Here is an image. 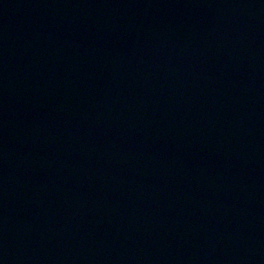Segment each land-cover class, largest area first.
<instances>
[{
  "label": "water",
  "instance_id": "95a60500",
  "mask_svg": "<svg viewBox=\"0 0 264 264\" xmlns=\"http://www.w3.org/2000/svg\"><path fill=\"white\" fill-rule=\"evenodd\" d=\"M0 264H264V0H0Z\"/></svg>",
  "mask_w": 264,
  "mask_h": 264
}]
</instances>
